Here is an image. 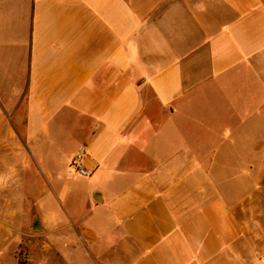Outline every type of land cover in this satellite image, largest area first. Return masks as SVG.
<instances>
[{
	"label": "crops",
	"instance_id": "1",
	"mask_svg": "<svg viewBox=\"0 0 264 264\" xmlns=\"http://www.w3.org/2000/svg\"><path fill=\"white\" fill-rule=\"evenodd\" d=\"M263 181L264 0H0V264H264Z\"/></svg>",
	"mask_w": 264,
	"mask_h": 264
},
{
	"label": "rangeland",
	"instance_id": "2",
	"mask_svg": "<svg viewBox=\"0 0 264 264\" xmlns=\"http://www.w3.org/2000/svg\"><path fill=\"white\" fill-rule=\"evenodd\" d=\"M251 149H248V151ZM247 166V170H249V165ZM38 179L39 181L37 182L35 187L38 191V197L39 191H42L46 187H48L49 181L45 179V175H43L40 171V165H38ZM24 183H33V181H30L28 179L23 180ZM247 184L252 182L250 179H246ZM6 186L7 188L5 189L6 191V197L7 199L9 198L13 204H21L23 202L21 198L22 195L24 194V191L30 194H33L35 192L33 188L27 189L25 187L18 188L16 187V183L18 181L15 180H7L6 181ZM44 183V184H42ZM42 185V186H41ZM41 187V188H40ZM44 187V188H43ZM24 190V191H23ZM262 205L261 208L256 207L257 205H248V208H253L256 207V212L253 213V211L249 210L246 215V221L250 223V230L251 233H258V235L264 236V181H263V186H262ZM1 192V191H0ZM22 193V194H21ZM249 199V198H248ZM251 199V198H250ZM25 205L28 206V212L30 211V201H25ZM253 204V203H252ZM38 220V215L37 213H34V215H30L29 221L27 226L22 228L21 235L18 236V241L16 244L13 245L14 249L11 251L9 244L7 245L5 249V256H3V261L5 264H32L33 262L31 261V257L33 258H41L42 260L46 259L44 253H42L43 245H44V230H34L33 224L34 222ZM255 220V221H254ZM257 223L259 226L258 228H255L252 226L253 223ZM251 241L248 244V253H251V257H253V254H257V258L262 259L264 257V242L263 240H255ZM262 254V255H260ZM37 256V257H36ZM16 260H15V258Z\"/></svg>",
	"mask_w": 264,
	"mask_h": 264
},
{
	"label": "built area",
	"instance_id": "3",
	"mask_svg": "<svg viewBox=\"0 0 264 264\" xmlns=\"http://www.w3.org/2000/svg\"><path fill=\"white\" fill-rule=\"evenodd\" d=\"M86 154V150L84 146L79 147L76 156L74 157L72 163V169L81 176L88 177L91 175L90 171H88L84 166V157Z\"/></svg>",
	"mask_w": 264,
	"mask_h": 264
},
{
	"label": "water",
	"instance_id": "4",
	"mask_svg": "<svg viewBox=\"0 0 264 264\" xmlns=\"http://www.w3.org/2000/svg\"><path fill=\"white\" fill-rule=\"evenodd\" d=\"M34 230H42V225L39 220H36L33 224Z\"/></svg>",
	"mask_w": 264,
	"mask_h": 264
}]
</instances>
